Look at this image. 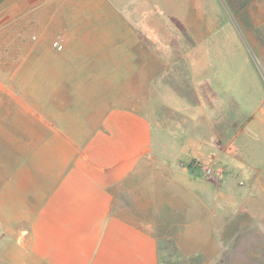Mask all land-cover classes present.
Instances as JSON below:
<instances>
[{
	"label": "crops",
	"instance_id": "obj_1",
	"mask_svg": "<svg viewBox=\"0 0 264 264\" xmlns=\"http://www.w3.org/2000/svg\"><path fill=\"white\" fill-rule=\"evenodd\" d=\"M19 1L0 0L2 28L37 23L17 16ZM109 1L121 27L98 33L93 53L26 47L22 33L0 65V264H165L169 242L182 256L247 238L263 248L264 89L252 56L264 68V0H217L242 24L237 54L212 47L223 26L209 16L178 57L158 31L183 23L153 19L151 0L142 19ZM189 3L198 27L204 6ZM154 104L188 127L157 126Z\"/></svg>",
	"mask_w": 264,
	"mask_h": 264
},
{
	"label": "rangeland",
	"instance_id": "obj_2",
	"mask_svg": "<svg viewBox=\"0 0 264 264\" xmlns=\"http://www.w3.org/2000/svg\"><path fill=\"white\" fill-rule=\"evenodd\" d=\"M119 2L125 6L122 10L126 15L128 13L129 16H134L140 19L146 16L143 9V0H115L116 5ZM150 2L152 6L150 11L153 19L162 18V20L167 23H172L174 22V19H177V21L183 23L182 25H170L167 27V31L163 28L160 32L158 31V24L151 25L153 29L158 31L161 37L166 39L169 46L168 49L174 51L168 52L173 56L178 57L190 48V29H197L200 32H204V27L206 22H208L209 16V18L213 16L219 17L218 25L223 26L220 29L219 34L215 37L216 41L211 42L213 44L212 47L215 46L216 51L231 50L237 54L239 48L240 50L243 49L239 47V45L241 43L244 47L246 45L243 38L244 34H242V24L239 20L238 14L234 9L229 8L227 4H218L217 0H198L200 6H204V8L199 10L202 20L197 24L199 26L196 27L195 24H191V17L194 16V11L190 7L189 0H151ZM18 3L21 8L16 10L18 11L17 16L24 15L26 17L31 16L32 14L35 16L34 18H36L37 23H25L23 25L12 24L5 28L0 26V65L3 64L5 54H13L15 48L18 47L20 44L19 34L22 33L28 34V37L23 38L25 39L23 40V43L26 47H32V45H38L40 47L41 43L45 44L47 42L51 48L60 51L53 47V43L58 42L62 47L61 50L68 48L75 52L82 51L91 54L93 53L92 51L95 50L96 44L100 43V41L95 40L98 38V33L109 32L111 28L117 29L121 27V25L118 26L111 24L113 18L120 16L121 14L117 12V9L114 8L109 0H40V2L37 3H32L30 0H21ZM154 4H157L156 7H153ZM208 6L211 7V10ZM11 11L14 12V10L8 9V14H10ZM5 12L6 10L0 9V15ZM171 17L173 20L170 19ZM228 25L229 27H227ZM179 28H181L183 34L180 44L176 41L175 46H170L172 43L174 45V42H171V39H174V37L170 34L171 32L172 34H178L180 32ZM199 35L203 36V33H199ZM233 36H236L237 40L234 39L235 37ZM26 40L28 41L26 42ZM222 53L223 55L225 54L224 51ZM234 53L231 55H235ZM231 55L229 57H231ZM192 58L195 61V64L199 63L202 67V61H204L205 58L202 57L201 51L200 53L197 51L195 55L192 53ZM252 58L258 78L264 89V68L260 66L254 56H252ZM152 108L156 118L154 123L162 129L174 132L175 130L180 131L183 128L188 127V121L186 118L176 115L169 109L158 104H154ZM194 162L195 161L191 162L190 166ZM154 167L155 169H153L152 173H155L156 175L161 174L163 178L168 177L165 171L159 169L157 163L154 164ZM168 228L169 227H166L165 225L160 227L161 230H167L166 232H163V234L172 235L174 228H172L173 232ZM246 240L248 242L245 243L246 245H244L243 248H220L217 250H211L208 248V253L206 252L198 256H182L169 242V249L166 250L165 255V264H208V262L212 261L210 258L215 255L218 258L213 259L216 260L218 264H222L219 262L229 258H235L233 261L234 264H254V257H257L258 259L260 258L262 262L261 264H264V247L257 249L255 248L256 245H253L255 243H253L250 238H247ZM220 245H222V242H220ZM248 259L252 261L249 262Z\"/></svg>",
	"mask_w": 264,
	"mask_h": 264
},
{
	"label": "built area",
	"instance_id": "obj_3",
	"mask_svg": "<svg viewBox=\"0 0 264 264\" xmlns=\"http://www.w3.org/2000/svg\"><path fill=\"white\" fill-rule=\"evenodd\" d=\"M53 47H55L56 49H58V50H61V45L58 43V42H54L53 43ZM263 106H262V108H263V110H264V102H263V104H262ZM192 167H199L201 170H202V172H203V174L208 178V177H211L212 175H213V171L209 168V167H203V166H201L200 164H197V163H192V165H191Z\"/></svg>",
	"mask_w": 264,
	"mask_h": 264
}]
</instances>
